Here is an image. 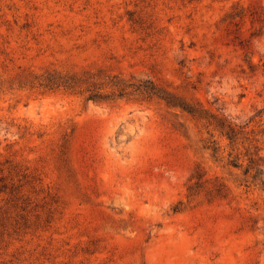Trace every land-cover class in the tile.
<instances>
[{"label": "rangeland", "instance_id": "374dc122", "mask_svg": "<svg viewBox=\"0 0 264 264\" xmlns=\"http://www.w3.org/2000/svg\"><path fill=\"white\" fill-rule=\"evenodd\" d=\"M248 156L264 175V0H0V264H264Z\"/></svg>", "mask_w": 264, "mask_h": 264}, {"label": "trees", "instance_id": "16d2710c", "mask_svg": "<svg viewBox=\"0 0 264 264\" xmlns=\"http://www.w3.org/2000/svg\"><path fill=\"white\" fill-rule=\"evenodd\" d=\"M35 76H37L36 79L40 81L38 85L43 88H63L69 91L79 90V93L85 91L88 93L86 96V100L90 99L95 102H105L106 100L110 99L108 94L101 93L96 89V82L92 78L94 74L88 70H83L81 72H63L55 69H49ZM109 80H111V86H118L116 82H113L112 78H110ZM133 86L135 90L141 93H145L147 97H150L152 95L157 96L163 99L167 106L177 107L181 111L189 114L194 119L202 121L204 127L208 129V132L214 130L217 131L220 136L226 138L228 140V147L231 148L234 146V144H237V128L230 122H227V124L225 125L223 124L224 122H219V124H216L212 120L213 116H211L209 112L207 113L204 108L197 107L189 102H186L185 100H181V98H177L171 92L157 86ZM111 94L113 95L114 93ZM210 135H212L211 132ZM206 148L210 149L212 153L216 155L219 152L220 145L217 144V142H215L214 140H211L210 144L206 145ZM231 153L232 152L229 151L228 155H230ZM235 157L236 160H230L228 161V164L233 167L240 168L242 164L238 162V157ZM247 159L248 161L242 169L243 174L246 177H250L252 182H256L264 190V175L262 167L252 156H248Z\"/></svg>", "mask_w": 264, "mask_h": 264}]
</instances>
